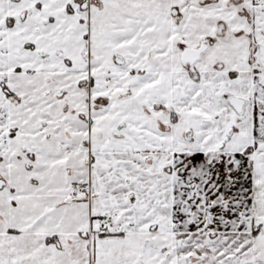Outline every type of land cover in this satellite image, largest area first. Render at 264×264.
Returning a JSON list of instances; mask_svg holds the SVG:
<instances>
[{
	"label": "snow or ice",
	"instance_id": "6c2138e0",
	"mask_svg": "<svg viewBox=\"0 0 264 264\" xmlns=\"http://www.w3.org/2000/svg\"><path fill=\"white\" fill-rule=\"evenodd\" d=\"M0 264H264V0H0Z\"/></svg>",
	"mask_w": 264,
	"mask_h": 264
}]
</instances>
